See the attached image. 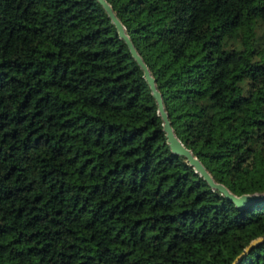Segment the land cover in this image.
Wrapping results in <instances>:
<instances>
[{"label": "trees", "instance_id": "trees-1", "mask_svg": "<svg viewBox=\"0 0 264 264\" xmlns=\"http://www.w3.org/2000/svg\"><path fill=\"white\" fill-rule=\"evenodd\" d=\"M107 1L185 146L264 193V0ZM163 123L98 0H0V264H233L264 238V198L213 189Z\"/></svg>", "mask_w": 264, "mask_h": 264}, {"label": "water", "instance_id": "water-1", "mask_svg": "<svg viewBox=\"0 0 264 264\" xmlns=\"http://www.w3.org/2000/svg\"><path fill=\"white\" fill-rule=\"evenodd\" d=\"M103 7L106 9L108 15L111 17L113 23L118 28L119 34L122 39L125 40V42L128 44L131 53L133 54L134 58L138 62V64L141 66V68L144 71V77L148 81L153 96L155 97L158 107H159V113L163 119V125H164V131L167 134L168 143L171 146L172 151L180 155L182 157H185L189 164L193 166L198 173H200L211 185V187L215 190L220 191L223 195L231 199L236 205L240 208H245L248 206L251 202L264 198V193H255V194H243L241 196H238L234 194L226 185L219 183L215 180L213 175L208 171L206 166L203 164V162L194 154V152L187 148L185 144L182 142V140L178 137L176 134V131L173 127V124L170 119V115L166 109V105L164 102L163 94L159 90L157 85V80L153 76L149 66L145 62L142 55L137 50L133 40L131 39L130 35L127 33L126 27L123 24V22L119 19L117 16L113 6L107 1V0H98ZM264 238H259L254 240L233 262V264H238L239 261L248 254V252L251 250L252 247H254L259 242L263 241Z\"/></svg>", "mask_w": 264, "mask_h": 264}, {"label": "rangeland", "instance_id": "rangeland-1", "mask_svg": "<svg viewBox=\"0 0 264 264\" xmlns=\"http://www.w3.org/2000/svg\"><path fill=\"white\" fill-rule=\"evenodd\" d=\"M257 32H258L259 37H262V38L264 37V24H261L260 26H258Z\"/></svg>", "mask_w": 264, "mask_h": 264}]
</instances>
